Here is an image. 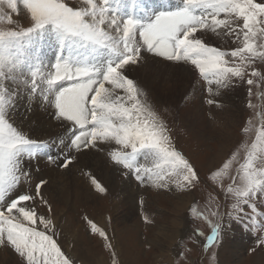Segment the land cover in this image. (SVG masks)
Here are the masks:
<instances>
[{
  "label": "snow or ice",
  "instance_id": "snow-or-ice-1",
  "mask_svg": "<svg viewBox=\"0 0 264 264\" xmlns=\"http://www.w3.org/2000/svg\"><path fill=\"white\" fill-rule=\"evenodd\" d=\"M177 3L175 9L155 13L140 0H0V247H10L19 264H75L57 239L53 219L37 211L40 203L51 211L41 194L47 181L37 183L34 194L18 190L31 182L26 162L49 147V142L31 138L16 123L18 104L25 97L31 100L39 94L53 110V118L67 124L73 132L69 150L104 151L101 145H115L108 154L126 170L125 176L131 174L142 186L186 193L200 183L196 168L177 149L155 102L122 69L136 65L146 51L166 61L190 64L211 96L244 81L246 75L249 86L264 83V74L253 67L257 60L264 61V0ZM21 5L25 14L16 20ZM205 30L238 46L231 50L213 46L205 36H196ZM46 49L52 51L50 57ZM260 98L264 101V93ZM207 104L219 106L211 98ZM247 106L257 107L251 101ZM253 127L250 120L243 131L251 132ZM61 157L59 166L65 169L76 159L67 151L48 159ZM236 160L234 153L210 172L209 179L233 198L229 215L254 226L255 216L264 221L256 204L257 198L264 204V122L245 162L232 175ZM226 179L230 183L225 188ZM91 183L96 191L106 193L95 177ZM191 212L212 226L207 246L216 244L221 237L219 213H210L216 217L213 221L195 206ZM85 220L115 257L109 233ZM144 220L151 223L147 216Z\"/></svg>",
  "mask_w": 264,
  "mask_h": 264
},
{
  "label": "rangeland",
  "instance_id": "rangeland-1",
  "mask_svg": "<svg viewBox=\"0 0 264 264\" xmlns=\"http://www.w3.org/2000/svg\"><path fill=\"white\" fill-rule=\"evenodd\" d=\"M152 1L154 6L150 8L151 11L159 13L163 10L157 4L158 0ZM257 2H261V0H257ZM175 4H177V0L173 5ZM24 14L25 10L21 5L20 13L14 15L13 18L21 20ZM202 35L206 37V42L213 46L228 50L238 46L230 38L218 37L207 30L196 34L197 37ZM51 52L49 49V57L52 55ZM45 53L47 54L48 50ZM145 53L146 51H142L140 63L131 65L134 66L133 68L138 67L146 60L163 63L158 57ZM164 64L168 66H161L167 69H171V67H177L178 71L182 69L181 63V66H173V64L165 62ZM253 67L264 74V61L257 60ZM128 68L129 66L122 71L134 80L133 76L129 74ZM136 77L140 80L139 76L136 75ZM194 78L196 79L192 80L190 89L196 90L197 88L199 91H197V99L195 95L196 101L192 99L190 91L189 94L186 93L189 97L180 95L177 101L171 105L153 101L171 129L177 149L190 160L197 170L200 183L193 192L181 193L175 190L156 189L147 184L142 186L131 174L125 176L126 170L114 164L108 154L112 147H116L115 145H101L102 148L106 147L104 151L95 149L80 152L71 149V151L68 150L70 146L67 145V149L61 147L63 143L53 139V135L49 134L51 133L49 127H44L45 130L41 131L39 125L35 123V118L27 117L26 124L20 126L31 138L36 140L40 138L42 139L40 141L49 142V147L41 151L29 163L34 162L35 166L37 164L35 173H38L42 169L38 163L47 162L51 166L55 184H61L46 188L44 185L41 194L51 205V211L49 212L43 203H40L37 211L53 219L57 229V239L67 254L75 260V264H113L114 259L118 261V264H177V261L179 264H264V243H260L264 240V221L259 216H255L256 224L254 226H250V221L248 223L236 222L229 215L232 212L233 198L226 196L225 192L209 179L210 172L221 166L234 153L237 154V160L233 164L232 175H235L236 170L245 162L247 151L255 141L260 124L264 122V112L261 111L264 101L260 98V94L264 93V83L249 86L246 83L249 77L246 75L244 81L222 89L224 90L222 97L225 98L222 99L221 106L218 104L217 108V105L207 104L209 98L215 100L217 95L211 96L207 92V84L205 81L203 84V79L201 81L200 76ZM138 79L134 80L137 85L139 84ZM212 88L217 91L216 85H212ZM249 88L252 90L251 96H249ZM36 100L42 106L43 102L39 94H37ZM240 100L241 103L238 102ZM249 101L257 107L249 108L247 106ZM22 102L23 100L19 102L18 110L21 109ZM194 102H198L196 107ZM234 103H237L240 111L238 118L232 119L231 122ZM190 108H193L197 120L205 108H208L205 115L206 122L211 124L210 132L198 136L189 125L193 118L192 114L186 113V117H190L189 120L180 116L182 111L186 110L185 112H187ZM196 108H198L199 114L196 112ZM211 108L217 113L215 120L211 116L212 112L209 111ZM250 120L254 125L253 130L245 133L243 129L248 126ZM217 123L219 124L216 125ZM59 130L61 131L58 133L61 134L59 138L63 134L67 137H69L68 135L73 136V132L69 130L67 124H63ZM65 130L68 132L67 134ZM65 151L69 156L76 157L73 164L67 169L59 166L63 162L62 157L56 160L48 159L50 156H59ZM81 152L86 153L79 157ZM220 152L221 155L217 158L216 156ZM98 153L102 156L99 159L97 158ZM26 167L29 169L31 177L35 175V173H31L33 170L31 166L26 165ZM66 170L69 173L63 174ZM92 177H95L107 189L106 193L96 191L95 186L91 183ZM43 180L48 181V178ZM40 181L41 178L32 177L30 184L24 185L18 190L26 189L30 193V190L33 189L34 193L35 185ZM229 183L230 181L227 179L224 181L225 188ZM57 186L59 189H56ZM256 204L258 211L264 212V204L260 202L259 198H257ZM193 206L197 208V211L209 215V219L213 221L216 220V217L210 215L212 211H217L220 215L221 237L211 247L207 246V237L211 234L212 226L192 215ZM245 211L249 215H253L247 206H245ZM145 216L151 223H145ZM85 217L109 233L115 257L104 245L102 238L91 232ZM198 231L203 232L204 235L196 236L195 233ZM19 262L20 258L10 247H0V264H19Z\"/></svg>",
  "mask_w": 264,
  "mask_h": 264
},
{
  "label": "bare ground",
  "instance_id": "bare-ground-1",
  "mask_svg": "<svg viewBox=\"0 0 264 264\" xmlns=\"http://www.w3.org/2000/svg\"><path fill=\"white\" fill-rule=\"evenodd\" d=\"M168 1L171 4H174L176 2V0H168ZM226 42H227V40H226ZM220 44H222V41H220ZM46 50H48V53L46 55L49 56V49H46ZM150 55H152V54H150ZM159 59L161 61H163V63L162 62H157L155 60L153 61V60L150 59L151 61H148V60L143 61L136 68H133L134 66L129 65V68L127 70L129 72V74H131V76H133L134 80H137L138 79L136 77V75L140 77V80L138 79V83H139L138 84L139 85L138 88L143 93H146L150 97L151 101L156 100L159 103L163 102V103H165L167 105L168 104L171 105V104L175 103V101H177V99H178V97H180V95H182V97H184V96L189 97L188 96V94H189L188 92L189 91H190V94L192 96V99L195 100V95H196V99H197V94H198L197 93V91H198L197 88L195 87L196 90H194L193 88L190 89V87H191L190 84L192 83V80L196 79L194 77H196V76L198 77L199 76L198 73L195 71V69L190 64H187V63H184V62L166 61V60H163L162 58H159ZM164 62L165 63H168V64H173V66L180 65V63H181L182 66L181 65L180 66L182 67V69H181V71H178V68L177 67H175V68L174 67H171V69L164 68L165 66H168V65H165ZM139 63H140V61H139ZM161 65H163L164 67L161 66ZM158 66H160V68H158ZM201 81H202V78H201ZM186 82H187V84H186ZM203 84H205L204 81H203ZM108 87H110V86H108ZM207 87H208V85H207ZM218 91H219L220 94L217 95V98H216L217 100L216 99L215 100L218 102V104H220L221 101H222V99L225 98V97H222L224 95V92H223L224 90L218 89ZM186 93H188V94H186ZM239 93L241 94L240 91H239ZM36 96L32 97L31 100H28L27 97H25V99L23 100V102L21 104L22 105L21 106V109L18 110L15 113L16 123L19 126H22V125L26 124L25 123L26 122V119H28V118H32V119L35 118L36 119V122L35 123L37 125H39L41 131H44L45 130V129H43L44 127H47V128L49 127V129H51V133H49V134L51 136L53 135V139L55 141H58L60 143H63V145H61V147H66L67 145L70 146L69 143H70L71 138L73 136L72 135L71 136L68 135L69 137H67L65 134L62 133L63 136L61 138H59L61 134H58L59 132H61L59 130V128L62 127L63 124L65 125V123H61L60 124V121L59 120L53 118V110L51 108H49L46 105V103H44V102L41 103V105L44 106V108H42V106H40L38 100H36ZM25 102H27V103H25ZM238 102L241 103V100L238 101ZM197 103L198 102H194L193 103L195 107L197 106ZM203 104H205V103H203ZM233 105H234V108H233V111H231V122H232V119L238 118V113L240 111L237 103H234ZM194 106H192V107H194ZM220 106H221V104H220ZM203 108H204V106H203ZM213 108H215V107H213ZM213 108H211L209 111L212 112L211 113L212 118L214 117L216 119L217 113H215V111H214ZM217 108H218V106H217ZM185 111H182L181 114H180V116L181 117L184 116L187 120H189L190 117L187 118L186 117L187 116L186 113H189V114L191 113L192 114V117L193 118H192V121H190L189 125L191 126L192 129H194L195 133L198 134V136H201V135H204V134L210 132V130H211V124L209 122H206V115H205L206 111H208V108H205V111L203 112L202 115L199 116V119L198 120L196 119V116H195V113H194L193 108H190L189 111H187V112H185ZM196 112L199 114L198 108H196ZM41 118H43V119H41ZM218 124L219 123H217L216 125H218ZM214 128H217V126H214ZM48 132H50V131L48 130ZM65 132H66V130H65ZM67 133L68 132H66V134ZM44 137H46V136H44ZM37 140H42V139L38 138ZM49 141H51V140H49ZM104 148L106 149V147H104ZM66 149H67V147H66ZM66 149H64V150H66ZM54 150L59 151V149H56V148H54ZM68 150H69V148H68ZM85 153L86 152H81L80 153L81 156H79V157H82ZM220 155H221V152L216 157L219 158ZM95 157H94V160H96ZM101 157L102 156L98 153L97 154V158L99 159ZM26 165H29V166L32 167L33 170L31 171V173L34 174L35 173V168H36L37 164L35 166L34 165V162L29 163V161H27L26 162ZM38 165L39 166H42L41 167L42 169L40 168L41 171L38 172V173H35V175H33L32 177L34 178V177L37 176L38 178H41V180L48 178V181L45 184V188L46 187H50L51 185H59V184H61V183L55 184V181L52 178L53 175H52L51 166L49 164H47V162L46 163L45 162H42V163L39 162ZM68 170H66L65 172H63V174L69 173ZM31 187H32V185L30 186V188ZM56 189H59V186H57ZM43 190L45 191V189H43ZM30 193L34 194L33 193V189L30 190Z\"/></svg>",
  "mask_w": 264,
  "mask_h": 264
}]
</instances>
